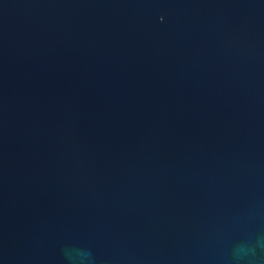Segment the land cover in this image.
<instances>
[{"label": "water", "instance_id": "1", "mask_svg": "<svg viewBox=\"0 0 264 264\" xmlns=\"http://www.w3.org/2000/svg\"><path fill=\"white\" fill-rule=\"evenodd\" d=\"M0 264H264V0H0Z\"/></svg>", "mask_w": 264, "mask_h": 264}]
</instances>
